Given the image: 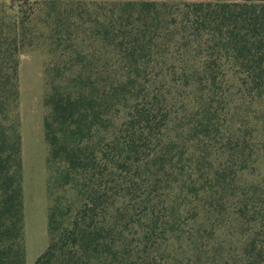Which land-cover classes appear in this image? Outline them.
Listing matches in <instances>:
<instances>
[{"label":"trees","instance_id":"obj_1","mask_svg":"<svg viewBox=\"0 0 264 264\" xmlns=\"http://www.w3.org/2000/svg\"><path fill=\"white\" fill-rule=\"evenodd\" d=\"M40 46L57 61L33 264H218L225 228L264 264V181H243L264 159V0L0 2V264H26L19 57Z\"/></svg>","mask_w":264,"mask_h":264},{"label":"rangeland","instance_id":"obj_2","mask_svg":"<svg viewBox=\"0 0 264 264\" xmlns=\"http://www.w3.org/2000/svg\"><path fill=\"white\" fill-rule=\"evenodd\" d=\"M8 6L19 0H0ZM57 58L40 46L25 51L19 57V108L18 120L22 140V192L24 210V241L26 264H33L47 250L49 235V179L48 157L50 147L46 138L45 119L50 113L46 104L49 92L47 69ZM57 61V60H56ZM243 181H264V159ZM236 230L225 228L213 241L211 249L224 254L218 264H239L243 240L233 235ZM214 255V254H213ZM205 259V258H204Z\"/></svg>","mask_w":264,"mask_h":264}]
</instances>
